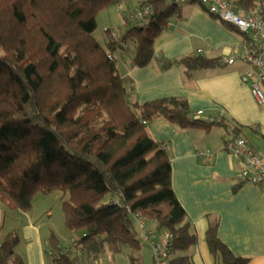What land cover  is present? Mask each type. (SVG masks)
I'll return each instance as SVG.
<instances>
[{"label":"trees","instance_id":"1","mask_svg":"<svg viewBox=\"0 0 264 264\" xmlns=\"http://www.w3.org/2000/svg\"><path fill=\"white\" fill-rule=\"evenodd\" d=\"M120 1L0 0V208L28 213L35 194H60L65 227L77 238L70 247L51 236L47 264L139 252L135 215L171 234L170 264H191L187 257L173 258L197 238L172 190L169 155L146 124L162 118L180 130H208L222 122L195 119L186 102L173 97L130 104L112 52L122 55L132 45L131 68L147 66L178 6L143 0L151 14L121 35L103 30L102 47L93 37L96 17ZM226 1L264 17V1ZM173 63L188 71L220 65L218 59L186 57L163 68ZM205 239L216 264H247L220 241L216 223ZM18 242L15 232L0 238V264H25Z\"/></svg>","mask_w":264,"mask_h":264},{"label":"crops","instance_id":"2","mask_svg":"<svg viewBox=\"0 0 264 264\" xmlns=\"http://www.w3.org/2000/svg\"><path fill=\"white\" fill-rule=\"evenodd\" d=\"M177 8L176 17L156 38L154 55L147 66L131 68L132 45L122 55L112 52L120 65H116L117 70L128 86L130 104L142 106L173 97L185 101L195 119L222 122L208 130H180L162 118L146 124L148 135L169 155L172 190L197 238L196 245L173 253V258L187 257L191 264H216L205 239L209 226L216 223L218 238L235 257L247 259V264H264V185L241 181L239 158L224 151V144L232 135L244 139L264 160V138L259 133L264 128V106L255 102L249 87L240 80L247 69L242 61L246 37L209 15L198 3ZM105 11V16L111 18L109 10ZM123 23H128L124 17ZM115 30L116 35H121ZM186 57L218 59L220 65L191 71L177 63L163 68L168 62ZM228 58L235 62L227 64ZM199 111L202 114L196 116ZM207 152L211 155L209 160L199 156ZM19 232L21 242L16 250L25 264H47L48 240L42 236L40 226L28 219ZM71 241L72 238L60 245ZM145 248L146 252L141 247L129 255L106 251L99 262L119 264L124 257L130 264H153L151 252Z\"/></svg>","mask_w":264,"mask_h":264},{"label":"built area","instance_id":"3","mask_svg":"<svg viewBox=\"0 0 264 264\" xmlns=\"http://www.w3.org/2000/svg\"><path fill=\"white\" fill-rule=\"evenodd\" d=\"M200 4L206 12L234 27L239 33L248 38L242 45V61L247 66L245 72L240 76L243 84L247 85L250 92L259 106H264V17L257 12L245 14L242 10L234 9L226 0H174L175 6L191 3ZM117 8L123 9V4L118 3ZM151 14L149 6H141L138 14H133L130 17V23L137 25ZM111 36L116 35V30L104 29ZM201 53L202 51H198ZM112 58L111 56H108ZM232 65L234 58H228L225 61ZM202 112H197L196 116ZM145 125L146 122L142 121ZM259 133L264 138V128L259 129ZM164 149V146H162ZM224 151L232 157H237L240 160L239 178L243 182L253 185H264V160L256 154L249 144L242 138L230 136L224 144ZM209 160L211 155L200 154ZM113 204H118L117 200H112ZM138 230L137 240L140 245L146 246L153 257V264H170L172 252V237L167 231H157L147 226L144 219L139 216H133Z\"/></svg>","mask_w":264,"mask_h":264},{"label":"rangeland","instance_id":"4","mask_svg":"<svg viewBox=\"0 0 264 264\" xmlns=\"http://www.w3.org/2000/svg\"><path fill=\"white\" fill-rule=\"evenodd\" d=\"M120 3L123 4L124 7L122 11L117 9V4L106 9V11L109 10L112 14L111 18H107L104 12L99 13L96 17V30L93 33V37L102 47H105L107 38L106 33L103 31V27L117 28L121 32L120 34H123L128 27L132 26V23L129 21L130 16L138 14L141 10V0H122ZM123 17L129 21L127 23L128 26L124 25ZM116 65L120 68L119 62H116ZM59 197L60 194L58 192L47 195H43L41 193L35 194L32 201V208L28 213H22L1 206L0 223L2 224V229L0 231V238L2 239L8 233L15 232L19 239L18 244L20 245L21 241L19 231H21L23 226L27 224L28 219L32 223L40 226L41 234L46 240L53 236L59 243H63L69 241L70 238H77L74 235L72 237V233H70L65 227ZM19 245H17L16 248H18ZM65 246L72 247V243L67 242L65 243ZM141 247L144 252H146V246L141 245ZM99 261V258L95 261L85 260L81 262V264H100ZM119 264H130V262H128L126 258L122 257L119 259Z\"/></svg>","mask_w":264,"mask_h":264}]
</instances>
